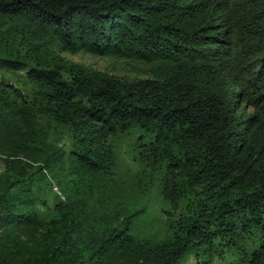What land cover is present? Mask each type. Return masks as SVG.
I'll return each mask as SVG.
<instances>
[{"label": "trees", "instance_id": "16d2710c", "mask_svg": "<svg viewBox=\"0 0 264 264\" xmlns=\"http://www.w3.org/2000/svg\"><path fill=\"white\" fill-rule=\"evenodd\" d=\"M0 71L33 88L0 80V262L264 264V0H0ZM129 133L140 191L180 202L163 227L118 178Z\"/></svg>", "mask_w": 264, "mask_h": 264}, {"label": "rangeland", "instance_id": "374dc122", "mask_svg": "<svg viewBox=\"0 0 264 264\" xmlns=\"http://www.w3.org/2000/svg\"><path fill=\"white\" fill-rule=\"evenodd\" d=\"M63 56L69 61L80 64L85 67H89L95 72L101 73L107 77H112L115 79L133 78L137 74V69L131 67L129 62L124 60H116L110 58L96 57L91 54L84 52L78 53L76 55L63 54ZM0 80H3L10 85L18 88L24 95H31L33 91L32 86L26 80L23 73H8L0 71ZM138 135L136 133H129L118 137L117 149H116V160L118 162V178L131 183V188L136 190L135 194L145 195L142 202L147 206V213L145 214V221L142 222V229H148L150 227H163L170 222L174 221L176 215L180 210L179 201H168L163 200L157 191L156 184L151 185L149 189L147 188L146 194L140 191L146 188L144 184V179L140 177L141 167L139 162L136 161L133 150L136 146V141ZM4 157H0V172L4 170ZM117 178V177H116ZM148 187V186H147ZM53 194L59 196V198L64 201V195L61 192V187L57 183L53 182ZM53 202V197L50 198L48 204ZM151 221V224L149 223ZM42 229H30L23 230L19 229L17 231L16 237L19 242L31 239L32 243H36V240H40L39 237L42 234ZM35 238V239H34ZM229 259V258H228ZM0 264H26L24 259L20 257V253L16 250L10 253L4 260H1Z\"/></svg>", "mask_w": 264, "mask_h": 264}]
</instances>
